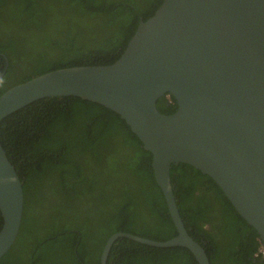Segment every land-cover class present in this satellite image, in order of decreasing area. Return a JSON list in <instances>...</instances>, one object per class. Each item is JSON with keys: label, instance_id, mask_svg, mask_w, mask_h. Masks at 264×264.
Instances as JSON below:
<instances>
[{"label": "trees", "instance_id": "16d2710c", "mask_svg": "<svg viewBox=\"0 0 264 264\" xmlns=\"http://www.w3.org/2000/svg\"><path fill=\"white\" fill-rule=\"evenodd\" d=\"M162 1L0 0V94L57 68L114 62ZM156 105L177 109L173 96ZM0 141L24 195L17 237L0 264H100L114 232L177 234L152 154L113 110L78 96L40 98L1 120ZM170 179L185 228L210 264H264L256 229L210 176L180 162ZM106 264L198 262L184 246L119 237Z\"/></svg>", "mask_w": 264, "mask_h": 264}, {"label": "water", "instance_id": "95a60500", "mask_svg": "<svg viewBox=\"0 0 264 264\" xmlns=\"http://www.w3.org/2000/svg\"><path fill=\"white\" fill-rule=\"evenodd\" d=\"M173 96L177 109L158 110ZM78 96L120 115L152 154L151 167L177 234L156 240L118 231L106 240L100 264L119 237L157 246H184L210 264L180 216L171 164L210 176L253 226L264 251V0H163L140 19L114 62L57 68L0 94V122L44 97ZM22 180L0 141V258L14 243L23 213Z\"/></svg>", "mask_w": 264, "mask_h": 264}, {"label": "built area", "instance_id": "2783aa9c", "mask_svg": "<svg viewBox=\"0 0 264 264\" xmlns=\"http://www.w3.org/2000/svg\"><path fill=\"white\" fill-rule=\"evenodd\" d=\"M259 251L263 254V256H264V251H263V249L260 247V249H259Z\"/></svg>", "mask_w": 264, "mask_h": 264}]
</instances>
